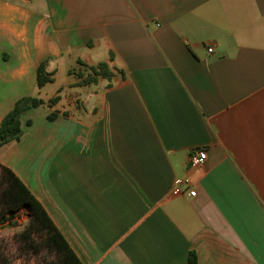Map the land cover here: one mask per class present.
I'll return each instance as SVG.
<instances>
[{"label":"crops","instance_id":"0c3cea01","mask_svg":"<svg viewBox=\"0 0 264 264\" xmlns=\"http://www.w3.org/2000/svg\"><path fill=\"white\" fill-rule=\"evenodd\" d=\"M29 96L0 166L81 264H264V0H0V122Z\"/></svg>","mask_w":264,"mask_h":264},{"label":"trees","instance_id":"16d2710c","mask_svg":"<svg viewBox=\"0 0 264 264\" xmlns=\"http://www.w3.org/2000/svg\"><path fill=\"white\" fill-rule=\"evenodd\" d=\"M45 66L46 61L42 62L36 70V85L39 90L53 83L54 80V74L46 72ZM88 69L90 73L83 80V84L96 83L98 77L108 80L112 78V73L104 63ZM57 101V97L50 98L47 101L32 96L18 99L0 122V147L19 141L22 135L21 120L26 114L39 107L52 109ZM56 117L57 114L51 112L47 116V120L54 121ZM25 124L29 126L30 122L26 121ZM0 206L4 212L11 215L21 208L27 210L30 218L23 235L28 240L32 239V235L41 238L42 246L55 256V260L49 262V264H81L32 193L11 170L3 166H0ZM184 264H198L194 251L187 253Z\"/></svg>","mask_w":264,"mask_h":264},{"label":"rangeland","instance_id":"374dc122","mask_svg":"<svg viewBox=\"0 0 264 264\" xmlns=\"http://www.w3.org/2000/svg\"><path fill=\"white\" fill-rule=\"evenodd\" d=\"M29 214L21 208L13 215L0 206V264H49L55 260L52 252L42 246L41 238L23 235L29 223Z\"/></svg>","mask_w":264,"mask_h":264},{"label":"built area","instance_id":"2783aa9c","mask_svg":"<svg viewBox=\"0 0 264 264\" xmlns=\"http://www.w3.org/2000/svg\"><path fill=\"white\" fill-rule=\"evenodd\" d=\"M214 50V47L211 45L208 47L207 52L211 54ZM206 160V152L203 148L193 150L188 157L187 165L190 168L200 167ZM185 188V192L188 196L194 197L196 192L190 189V183L187 179H176L173 183V188L171 194L173 196H179L182 194V188Z\"/></svg>","mask_w":264,"mask_h":264}]
</instances>
